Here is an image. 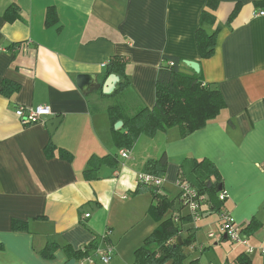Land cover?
Returning <instances> with one entry per match:
<instances>
[{
    "label": "crops",
    "instance_id": "crops-1",
    "mask_svg": "<svg viewBox=\"0 0 264 264\" xmlns=\"http://www.w3.org/2000/svg\"><path fill=\"white\" fill-rule=\"evenodd\" d=\"M208 1L0 0V264H68L61 248L53 260L40 251L48 243L79 249L94 241L115 248L109 264H134L135 250L160 225L149 212L152 194L134 192L146 163L164 152L168 168L161 192L170 198L179 193L185 158L215 164L226 195L223 208L255 249L248 256L244 246L233 243L230 254L235 261L246 254L252 264H264V17L254 16L264 0H214L219 6L211 30L220 28L216 53L200 59L196 32ZM11 4L22 16L12 23L3 17ZM51 7L59 23L47 27ZM113 56L129 58L131 85L106 97L102 85ZM163 56L199 62L205 81L220 88L227 107L185 138L170 128L141 136L132 150L119 149L108 108L119 104L128 116L153 108ZM79 75L95 76L99 89L83 94ZM5 81L20 87L9 98L1 94ZM38 106H49L53 115L24 125L17 108ZM56 117L62 120L51 135L47 122ZM51 143L55 150L48 158ZM59 148L73 155L72 162L60 157ZM93 155H117L120 166L105 164L98 179L87 180ZM208 206L199 224L189 226L194 237L195 228L220 229L218 213L208 212ZM175 210L185 215L179 200ZM253 220L255 230L247 234ZM13 221L27 223V230L14 232ZM216 237L222 241L208 235L211 241Z\"/></svg>",
    "mask_w": 264,
    "mask_h": 264
},
{
    "label": "trees",
    "instance_id": "trees-1",
    "mask_svg": "<svg viewBox=\"0 0 264 264\" xmlns=\"http://www.w3.org/2000/svg\"><path fill=\"white\" fill-rule=\"evenodd\" d=\"M219 2L209 0L207 10L203 11L199 27L196 32V40L200 59H209L216 53L217 35L219 27L211 30L216 25V16ZM258 6H264V2ZM4 19L10 23L21 20V9L17 4H11L4 12ZM59 23L56 9L51 7L46 13V26L54 27ZM20 44H16L17 46ZM185 59L176 56H163L159 67L156 89L155 104L153 108H142L135 115L128 116L125 108L119 104L108 108L112 123V132L116 146L119 149L132 150L141 136L154 137L159 132H165L170 128H178L182 138L192 133L204 129L210 122L216 120L222 111L227 107L226 99L216 84L207 83L202 75L188 68L184 64ZM129 58L126 56H113L106 65V78L112 74L120 77L116 91L112 95L117 96L130 87L131 82L128 73ZM20 87L12 82L5 81L2 86L1 94L10 97L18 91ZM123 121L124 127L120 130L115 129V124ZM55 147L52 143L48 146L46 154L51 158ZM60 157L72 162L73 155L62 148H59ZM108 164L112 168H119L120 160L117 155L98 156L93 155L88 160V167L84 173L87 180L98 179L100 169ZM168 168L167 154L164 152L158 159L150 160L146 163L143 173H148L156 177L166 175ZM178 178L193 188L199 195H206L202 217L208 212L218 213L222 211L228 213L223 208L224 201L219 200V194L214 188L208 189L207 183L210 181L214 185L222 184L223 179L215 164L208 159L185 158L179 169ZM160 189L140 183L134 193L149 191L152 194L154 203L150 206L149 212L160 223L159 227L148 235L142 245L134 252V264H184V254L182 248L190 244L194 238L192 227L189 224L192 220L189 215L178 214L176 217H166L168 211H173L176 201L179 200L181 208H184L183 197L179 192L174 199L162 194ZM221 193H225L224 191ZM183 200V201H182ZM179 218V221H176ZM256 221L253 220L246 226L249 234L255 230ZM28 228L27 223L13 221L12 230L14 232H24ZM184 232L188 233V238H184ZM182 238V245H178V238ZM99 243L94 241L87 246L74 249L67 245L59 247L56 243H48L40 251V256L46 260H53L55 253L60 248L70 261H81L93 256ZM0 242V250L3 249ZM247 254V253H246ZM242 254L237 258V264H252L249 254ZM69 261V262H70ZM68 262V263H69ZM188 264H199V259L191 260Z\"/></svg>",
    "mask_w": 264,
    "mask_h": 264
},
{
    "label": "built area",
    "instance_id": "built-area-1",
    "mask_svg": "<svg viewBox=\"0 0 264 264\" xmlns=\"http://www.w3.org/2000/svg\"><path fill=\"white\" fill-rule=\"evenodd\" d=\"M254 16L264 17V9L256 11ZM16 113L22 120V123L26 126L42 123L44 122V117L53 115L52 109L49 106H38L37 108L29 110L24 107H18ZM120 156L122 158H127L128 151L122 150ZM163 179L164 178L162 177H156L148 173L141 172L139 174L140 183L148 186L152 185L158 189L162 187ZM177 185L179 187V192L184 198V201H182L184 208H186L185 214L190 216L192 222L198 223L202 219L201 214L204 206L203 204L206 201L207 196L199 195L193 188L180 180H178ZM218 198L222 202L225 201V193H220ZM89 216V214L86 215V217ZM176 221L178 222L179 218H176ZM219 235L221 238H223L224 235H227L231 242L244 246L247 254H253L255 251V249L249 244L248 236L244 234L241 226L236 224L229 213H225L224 211L220 214ZM215 236L216 234L214 233L209 234L210 238ZM115 253V248L112 245L99 244L95 249L93 256L81 261L79 264H95L96 261H99L102 264H109ZM261 253L264 255V250H262Z\"/></svg>",
    "mask_w": 264,
    "mask_h": 264
},
{
    "label": "rangeland",
    "instance_id": "rangeland-1",
    "mask_svg": "<svg viewBox=\"0 0 264 264\" xmlns=\"http://www.w3.org/2000/svg\"><path fill=\"white\" fill-rule=\"evenodd\" d=\"M172 197H173L172 199H174V196ZM182 211L186 213V208H182ZM179 213L178 210H175L174 207L173 211L167 212L166 217L169 216L176 217ZM212 218H216V216H213ZM198 224L199 222L198 223L192 222L189 224V226L192 225L193 227V226H197ZM195 229H196L195 237L193 238L191 243L186 244L182 248L183 254L185 256L184 264H188L191 260L194 259H199V264H237L234 258L232 257V255L230 254L231 246L234 245L233 242L218 241L219 237H216L217 239L213 241H211V239L210 240L208 239V235L210 233H214L216 234V236H220L218 226L211 229L205 227L198 229L195 228ZM183 236L184 238H188V233H184ZM195 245L197 246V248H195ZM204 245L206 246V248L203 250L201 247H204Z\"/></svg>",
    "mask_w": 264,
    "mask_h": 264
},
{
    "label": "water",
    "instance_id": "water-1",
    "mask_svg": "<svg viewBox=\"0 0 264 264\" xmlns=\"http://www.w3.org/2000/svg\"><path fill=\"white\" fill-rule=\"evenodd\" d=\"M184 64L197 74H199L201 71L200 63L197 61H192V60L186 59L184 61ZM119 82H120V77L118 75L112 74V75L108 76L102 85L103 94L104 95L112 94L115 91ZM76 83H77L78 88L80 89V91L83 94H87L89 92H92V90L96 89V88L99 89V83H98L97 78L95 76L79 75L77 77ZM61 120H62V117H56V118L50 119L47 122V128H48V131L50 132L51 135H53L55 133V131L57 130ZM123 125H124L123 121H119L115 124V129L120 130L123 127ZM207 186H208V189L214 188L216 193H221L224 191L222 184H216L213 187V184L210 181H208ZM228 240L229 239H228L227 235H224L222 238V241H228ZM178 245H182V238L181 237L178 238ZM75 263H76V261L72 260L68 264H75Z\"/></svg>",
    "mask_w": 264,
    "mask_h": 264
}]
</instances>
